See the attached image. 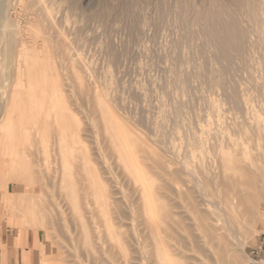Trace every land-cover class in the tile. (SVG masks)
Returning <instances> with one entry per match:
<instances>
[{
	"label": "rangeland",
	"instance_id": "1",
	"mask_svg": "<svg viewBox=\"0 0 264 264\" xmlns=\"http://www.w3.org/2000/svg\"><path fill=\"white\" fill-rule=\"evenodd\" d=\"M177 3L0 0V236L33 232L42 264H249L264 236V26L226 60ZM248 178L238 245L218 200L238 205Z\"/></svg>",
	"mask_w": 264,
	"mask_h": 264
},
{
	"label": "bare ground",
	"instance_id": "2",
	"mask_svg": "<svg viewBox=\"0 0 264 264\" xmlns=\"http://www.w3.org/2000/svg\"><path fill=\"white\" fill-rule=\"evenodd\" d=\"M177 4H178V7L176 5L175 6L177 8H179L180 11L183 10V12L187 13V15H186L187 18L185 19L186 23L187 22L192 23V24L193 23H199V24H202L204 26V31L206 32V34L208 35V37L211 40H213L215 43H217L219 45L220 51H219V55L218 56L221 57V58H224L226 60L228 59L229 56H228V54L226 52H224L225 46H229L230 48H233L234 50L239 49V47H240V39L241 38H244V32L249 27H251L253 25H255V26L256 25H263L264 26V18H263V16H264V0H246V3L241 4V6L239 5V7L238 6H233L232 7V5H231L232 8L230 7L229 10H227V11H224L222 9H219V10L217 9L218 10L217 12H212V13H210L209 11H207V12H201L200 10H197L195 8V3L194 2L193 3L192 2L190 3V0H178V3ZM192 12H193V14L190 16V14ZM0 14H1V12H0ZM221 15H225L228 18H223L224 16L222 17ZM49 22H50V20H49ZM50 25L52 26L53 24H51V22H50ZM239 32L241 33V35H239ZM62 34H61V38L63 39L64 34H63V36H62ZM20 45H21V51L18 49L19 50V52H18L19 55L18 56L19 57H24V58L28 57L27 56L28 55V53H27L28 52L27 51L28 50V47L26 46L24 40L21 41V44ZM38 50L36 48H32L31 49L32 59H34V61H36V62H37V60H39V55H38V52L39 51ZM26 53H27V55H26ZM18 60H17V62H18ZM21 61H22V59H21ZM25 63H26V61H25ZM28 63H29V61H28ZM35 63H34V65H35ZM31 70L32 69H30V72H31ZM17 72L19 73V71H17ZM25 79H26V77H25ZM18 80H20V79H18ZM16 84L18 85V83H16ZM16 88L18 89L17 86H16ZM54 88H55V86H54ZM18 91H19V89H18ZM16 92H17V90L15 91V94H17ZM15 94H12L11 97L9 98V100L7 101V105H6V108H5V111H4V117L2 119L5 122V124L1 128L2 131H3V134H4L3 138H6L7 141L8 140L11 141V139L15 136V133L13 132L14 131L13 130V125H14L13 124V121L15 120V118H14L15 114H14L13 108L15 106L14 105L15 104V101H17L16 100V97H15L17 95H15ZM36 95H38V94H36ZM43 96H44V94H43ZM18 121H19V119H18ZM16 141H17V139H16ZM15 144H17V142ZM233 184H234V187L235 186L242 187L244 185H247L248 188L251 189V190H254V193H255L254 194L252 192H246V193H250V194L245 195L243 192H238L239 193L238 196H239L240 199H242V201H240L239 204L236 205V206H234L232 203H230L228 201V199H227L228 197L227 196H225L223 198H219V200H218L220 204L221 203L222 204L225 203V205L227 206V209H228L227 218H226L227 230L229 232V236L233 240H235L238 243V245H239L238 236L242 232L243 233H247V230L238 221V208L243 207V205H244V208L246 209V211L248 213H250V214L253 213L254 206H252V204H253L252 201H255V199L258 198V196L260 194V192L258 190L259 187H260V184H259V179H257V178H248L246 180V183L245 184L244 183H235V182ZM104 197H106V196H104ZM10 199H12V198H10ZM105 203H106V201H105ZM107 217L109 219V216H107ZM201 219L203 220L204 217L202 216ZM201 219L199 218V220H201ZM108 222H109V220H108ZM203 229H205V230L207 229L210 232V237H213L214 238V234L213 233L216 230L212 226L207 225V228H203ZM154 231H156V230H154ZM253 231L254 230H252L251 233H253ZM256 232H258V231H256ZM159 243L161 244L162 242L159 241ZM229 255H230V251L226 250V251H224V254H222L221 258H219V259H222L224 257H229ZM250 260H251V258H250Z\"/></svg>",
	"mask_w": 264,
	"mask_h": 264
},
{
	"label": "crops",
	"instance_id": "3",
	"mask_svg": "<svg viewBox=\"0 0 264 264\" xmlns=\"http://www.w3.org/2000/svg\"><path fill=\"white\" fill-rule=\"evenodd\" d=\"M263 238L259 236L251 249L258 247ZM42 261L38 238L33 232L7 231L0 236V264H42Z\"/></svg>",
	"mask_w": 264,
	"mask_h": 264
},
{
	"label": "built area",
	"instance_id": "4",
	"mask_svg": "<svg viewBox=\"0 0 264 264\" xmlns=\"http://www.w3.org/2000/svg\"><path fill=\"white\" fill-rule=\"evenodd\" d=\"M250 258L251 264H264V238L258 247L251 249Z\"/></svg>",
	"mask_w": 264,
	"mask_h": 264
}]
</instances>
